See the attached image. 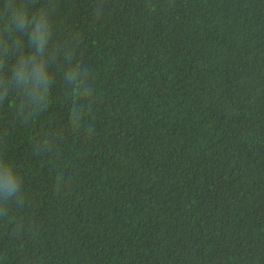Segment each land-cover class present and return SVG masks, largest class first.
<instances>
[{"label":"trees","instance_id":"trees-1","mask_svg":"<svg viewBox=\"0 0 264 264\" xmlns=\"http://www.w3.org/2000/svg\"><path fill=\"white\" fill-rule=\"evenodd\" d=\"M0 264H264V0H0Z\"/></svg>","mask_w":264,"mask_h":264},{"label":"clouds","instance_id":"clouds-1","mask_svg":"<svg viewBox=\"0 0 264 264\" xmlns=\"http://www.w3.org/2000/svg\"><path fill=\"white\" fill-rule=\"evenodd\" d=\"M9 15H15L14 10L10 11V12H9Z\"/></svg>","mask_w":264,"mask_h":264}]
</instances>
